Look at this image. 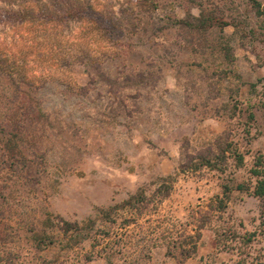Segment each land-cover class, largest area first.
I'll list each match as a JSON object with an SVG mask.
<instances>
[{
	"label": "rangeland",
	"instance_id": "rangeland-1",
	"mask_svg": "<svg viewBox=\"0 0 264 264\" xmlns=\"http://www.w3.org/2000/svg\"><path fill=\"white\" fill-rule=\"evenodd\" d=\"M23 1L0 0V46L41 50L32 77L46 81L32 92L41 116L21 98V124L11 127L20 138L12 150L0 145V264H264V198L236 189L222 198L226 184H252L264 155V0L260 12L251 0H156V10L138 11L134 32L98 40L96 72L73 61L87 52L76 44L81 20H61L57 37L41 38L37 30L51 25L24 23ZM85 1L97 21L122 20L131 7L36 0L34 15L44 5L60 18L62 5ZM200 8L228 25L171 24ZM230 142L244 163L226 150ZM63 221L81 235L64 234ZM35 231L54 243L38 248Z\"/></svg>",
	"mask_w": 264,
	"mask_h": 264
},
{
	"label": "trees",
	"instance_id": "trees-1",
	"mask_svg": "<svg viewBox=\"0 0 264 264\" xmlns=\"http://www.w3.org/2000/svg\"><path fill=\"white\" fill-rule=\"evenodd\" d=\"M33 1L36 0H24L23 1V7L20 9V13L25 14V18L23 21L28 22V24L33 25L38 23L39 25H51L50 28L37 30L38 32H41L39 37L41 35L44 37L45 35L48 37L45 38H55L58 36L57 27L60 24L61 20H69V19H78L81 20L80 22H83V25L85 28L84 33L78 37L76 44H82L86 46L87 52L83 55H74L73 61L80 62L83 64L86 61L89 62L90 65L85 64L86 68L94 70L96 72L98 68L100 67V62L98 61V57H96V54L98 56H102L103 52H101L102 47L100 46L98 40L104 36H109L115 33H121L123 34H129L134 32V30L137 29L139 21L138 19V11H140L141 7L147 6L151 10H156L159 8L160 3L156 0H130V6L129 8H125L121 11V14L123 15L122 20H116V19H108V18H100V20L97 21L96 16L94 14V9L91 6V4L88 1L79 2L81 5L79 6H71L70 4L62 5L59 9L60 18H57L56 15H54V10L48 11L47 8L44 7V5L40 8L41 10L34 15L35 12H37L38 6H33ZM49 2V1H48ZM252 5L254 8L259 11V2L257 0H251ZM200 6V5H199ZM199 15L193 16L192 19L186 18V19H177L174 20L173 23H171L173 26H184L190 30H197V31H207L212 27L216 26H226L227 21H224L223 18H219L214 16L211 13V11H204L201 8L199 9ZM260 12V11H259ZM261 14H263L261 12ZM104 19V20H103ZM43 22V23H42ZM23 22L19 24H24ZM103 23V24H101ZM37 25V24H36ZM117 31V32H115ZM33 32V31H32ZM126 32V33H124ZM31 33V31H30ZM30 35V34H29ZM41 37V38H43ZM114 38V37H113ZM122 39V38H121ZM119 39V40H121ZM42 41H45L43 39ZM46 42V41H45ZM120 45H126L128 47V43L125 41H120ZM53 47L51 46L47 48L48 53L53 52ZM116 48V44L114 46ZM31 50L22 55L20 51H13L10 53L7 48L0 46V117L2 116V120H0V145H3L7 149L10 148L12 150L15 145L12 144L13 138H20L16 133H13L11 130L17 127L19 124H21L20 119H18V109L23 108V105L20 104L21 98H26L27 100H30L31 103H29V106H24L28 109H34L37 113L41 116V111L38 108V105H34L33 103V97L32 92L42 88L45 84L46 80H42L39 77H32V73H34V66H32L33 61L39 60V53L41 50H34L31 46L27 47ZM104 48V47H103ZM57 49V47L55 48ZM17 52V53H14ZM34 52V53H33ZM19 53V54H18ZM36 55V56H33ZM91 55V58L89 56ZM59 64V63H58ZM65 62H62V65H64ZM61 64H59V67H62ZM49 78V77H48ZM11 91L10 96L11 98L7 97L6 91ZM22 101V100H21ZM9 104V105H8ZM9 106L8 111L11 109L9 113H5L3 109L5 107ZM16 108V109H15ZM7 110H5L6 112ZM22 115H26V113H22ZM29 118V117H27ZM10 128V129H9ZM230 151V155L233 156L238 163H244V155L240 153L239 146L236 142H230L226 144V150ZM226 150L224 149L222 152L223 161L225 156ZM219 155H216L215 159H219ZM203 164H211V161L209 159H203ZM250 178L253 179L252 184H249L248 182L242 181L241 183H238L237 185L230 186L225 185L223 186L224 190H222V198L225 196H229L230 190L236 189L239 192H246L248 195L257 197V198H264V155H258L254 159V164L250 169ZM142 194L134 195L130 197L128 200L124 201L122 206H129L132 202L135 203L137 201L138 197H141ZM216 200L218 199L216 208L217 211H223L226 208V203L223 202L222 199L219 197H215ZM128 223V221H127ZM63 226L61 230L64 234L68 232V230L75 228L74 233L77 234V236L81 235V229L76 228V225L63 221ZM201 229L198 228V230ZM73 233V234H74ZM198 237H199V231H197ZM233 234V233H232ZM235 235V234H233ZM254 234H250L249 236H246L243 238V243H250L253 240ZM33 240L36 242V245H38V248H40V244H43L44 247H48L54 243V240L51 235L47 234L45 231L39 232L35 231L33 235ZM48 240V241H47ZM47 241V242H46ZM193 248H195V245H193ZM190 254H187L185 258H189ZM238 264H246V261L240 260ZM248 264H263L262 262H251Z\"/></svg>",
	"mask_w": 264,
	"mask_h": 264
}]
</instances>
